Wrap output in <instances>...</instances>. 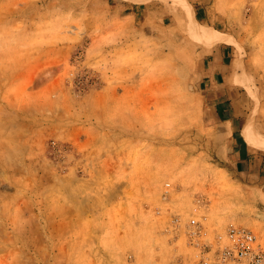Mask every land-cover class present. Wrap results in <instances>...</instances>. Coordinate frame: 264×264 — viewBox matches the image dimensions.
Returning a JSON list of instances; mask_svg holds the SVG:
<instances>
[{"label": "rangeland", "instance_id": "1", "mask_svg": "<svg viewBox=\"0 0 264 264\" xmlns=\"http://www.w3.org/2000/svg\"><path fill=\"white\" fill-rule=\"evenodd\" d=\"M186 1L234 37L264 138V0ZM187 27L162 0H0V264H204L191 218L264 244V176L219 159Z\"/></svg>", "mask_w": 264, "mask_h": 264}, {"label": "crops", "instance_id": "2", "mask_svg": "<svg viewBox=\"0 0 264 264\" xmlns=\"http://www.w3.org/2000/svg\"><path fill=\"white\" fill-rule=\"evenodd\" d=\"M124 1L137 3L144 0ZM192 8L194 9L193 5ZM195 13L192 12V15L199 20L196 9ZM184 17L186 20L185 14ZM188 34L192 38L189 30ZM192 39L198 45L190 58V75L199 81V87H196L198 102L208 118L207 126L211 129L213 140L217 145V155L220 160L233 162L237 174L254 182L264 176V149L251 145L245 134L247 125L251 124H248L250 122L248 114H245L242 108L244 103L250 101V96L245 86L236 80L237 76L248 77L241 72L235 62L232 45L236 44L221 42L207 48ZM203 82L206 85H202ZM210 118H213L214 123L209 120ZM262 188L264 190V185Z\"/></svg>", "mask_w": 264, "mask_h": 264}, {"label": "built area", "instance_id": "3", "mask_svg": "<svg viewBox=\"0 0 264 264\" xmlns=\"http://www.w3.org/2000/svg\"><path fill=\"white\" fill-rule=\"evenodd\" d=\"M187 232L192 242H198L204 264H264V244L249 228L231 223L212 241L204 242L205 227L191 218Z\"/></svg>", "mask_w": 264, "mask_h": 264}, {"label": "bare ground", "instance_id": "4", "mask_svg": "<svg viewBox=\"0 0 264 264\" xmlns=\"http://www.w3.org/2000/svg\"><path fill=\"white\" fill-rule=\"evenodd\" d=\"M166 2H175L178 3L183 9V12L186 16L188 30L190 34L195 37L198 41L202 42L204 45H215L216 43H230L234 42L233 38L227 35L224 32L215 30L210 26L198 21L190 12V4L186 0H162ZM236 80L245 86L247 90L251 89V84L246 78L237 77ZM241 84V85H242ZM245 134L251 145L264 149V138H261L249 130V125L245 129Z\"/></svg>", "mask_w": 264, "mask_h": 264}, {"label": "trees", "instance_id": "5", "mask_svg": "<svg viewBox=\"0 0 264 264\" xmlns=\"http://www.w3.org/2000/svg\"><path fill=\"white\" fill-rule=\"evenodd\" d=\"M197 17H198L199 21H202L200 15H199V13H198V11H197Z\"/></svg>", "mask_w": 264, "mask_h": 264}]
</instances>
